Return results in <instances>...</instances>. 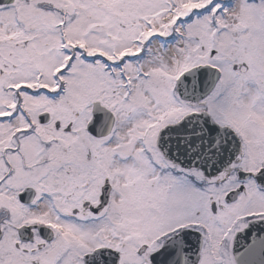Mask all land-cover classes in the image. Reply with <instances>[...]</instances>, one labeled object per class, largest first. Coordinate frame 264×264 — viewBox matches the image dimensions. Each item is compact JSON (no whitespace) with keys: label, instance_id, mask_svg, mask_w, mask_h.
I'll return each mask as SVG.
<instances>
[{"label":"snow or ice","instance_id":"6c2138e0","mask_svg":"<svg viewBox=\"0 0 264 264\" xmlns=\"http://www.w3.org/2000/svg\"><path fill=\"white\" fill-rule=\"evenodd\" d=\"M0 264H264V0H0Z\"/></svg>","mask_w":264,"mask_h":264}]
</instances>
